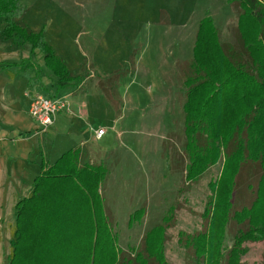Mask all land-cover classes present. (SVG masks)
Masks as SVG:
<instances>
[{"label": "rangeland", "instance_id": "obj_1", "mask_svg": "<svg viewBox=\"0 0 264 264\" xmlns=\"http://www.w3.org/2000/svg\"><path fill=\"white\" fill-rule=\"evenodd\" d=\"M18 1L25 9L22 22L42 32L52 49L64 53L67 48L69 63L81 61L95 81L123 69L127 72H120L112 85L113 108L101 88L82 106L74 103L95 81L58 91L63 96L76 92L61 112L72 126L61 134L49 130L37 135L29 105L36 95L51 97L54 81L44 71L42 56L31 54L29 44L1 36L4 24L0 20V264L9 262L15 206L29 197L42 163H53L70 149L77 141L74 134L89 138L93 126L105 134L100 141L89 143L93 151L80 157L79 166L103 169L99 214L117 250L126 260L132 259L129 264H156L146 257L147 246L160 248L165 264H195L184 240L203 230L202 215L215 198L224 160L222 156L196 179L187 175L183 82L197 29L203 21H210L219 46L246 62L249 70L250 54L258 57L264 52V3L258 8L261 29L254 33L256 41L248 47L252 50L248 54L238 34V16L243 10L237 0ZM242 182L256 190L246 176ZM249 192H243L240 205L252 202L249 196L254 195ZM76 226L89 228L84 231L87 240L92 239L93 225ZM232 244L228 232L224 247L229 250ZM242 248V264H264L263 240L245 242Z\"/></svg>", "mask_w": 264, "mask_h": 264}, {"label": "trees", "instance_id": "obj_2", "mask_svg": "<svg viewBox=\"0 0 264 264\" xmlns=\"http://www.w3.org/2000/svg\"><path fill=\"white\" fill-rule=\"evenodd\" d=\"M237 2L243 10L238 16L239 38L250 54L252 50L248 47L256 41L254 33L261 29L262 14L258 8L264 0ZM24 15L25 9L18 0H0V20L4 24L1 36L21 45L29 44L31 54H40L44 67L57 79V91L71 84L82 85L88 77L84 65L80 73L69 72L43 33L31 30L22 22ZM219 44L210 21H203L197 29L192 61L183 82L186 88L182 106L183 147L190 162L188 177L196 179L222 156L224 159L215 198L202 215L203 230L184 240L195 264H242L241 256L245 252L242 244L264 241V52L258 57L250 54L247 70L246 62L227 54ZM122 71L127 72L123 69L98 81V88L110 101L112 85ZM105 85L109 86L104 88ZM79 162V150H70L50 166L42 163L29 197L15 206L8 264H129L132 261L117 250L107 222L99 214L103 200L98 186L103 169L80 167ZM244 176L256 184L255 191L250 183L244 187ZM247 190L254 198L249 196L252 202L240 205ZM80 223L93 225L92 239L87 240L84 231L89 228L76 226ZM228 232L233 239L229 250L224 247ZM145 255L156 264H165L158 247L147 246Z\"/></svg>", "mask_w": 264, "mask_h": 264}, {"label": "crops", "instance_id": "obj_3", "mask_svg": "<svg viewBox=\"0 0 264 264\" xmlns=\"http://www.w3.org/2000/svg\"><path fill=\"white\" fill-rule=\"evenodd\" d=\"M55 52L57 53V55L62 59V61L64 62V64L66 65V67H67V70L69 71V72H72V73H80V70H81V66H83L84 64L81 62V61H78V63L76 64V65H71L69 62L72 60V59H70L69 58V56L67 55V54H69L70 52L67 50V48H64V53H60L59 52V50H57L56 48H55ZM64 56V57H63ZM68 56V57H67ZM70 67H77V69H70ZM87 67L88 66H86V65H84V68L87 70V72H88V77L83 81V83H82V85H85V83L86 82H88V81H95V76H94V74H91L89 71H88V69H87ZM43 68H44V71L46 72V73H48V75L51 77V79L54 81V83H53V87H54V89L51 91V97H60V96H63V95H60L61 94V92H59L58 93V91H57V88H56V86H55V83L57 82V79L46 69V67H44V65H43ZM92 83V82H91ZM82 85H80V86H82ZM69 87H74L73 89H75V88H77V86H74V85H69V86H67V88H69ZM89 90H87V91H82V92H80L78 95H79V98H77L75 101H74V103L75 104H77V103H79L80 102V104H81V106H82V103L84 102V101H86V99H88L89 98V96H91L90 94L91 93H93L94 91H96V90H98V91H100L99 90V88H98V81H95L93 84H90L89 85ZM66 89V88H65ZM65 89H63V90H65ZM90 92V93H89ZM75 93L76 92H74V93H72V94H69V95H75ZM49 94V93H48ZM104 94V93H103ZM66 95V94H65ZM45 97V96H44ZM48 98H50V97H48ZM106 101L108 102V104H109V106L110 107H112L113 108V104L111 105L110 104V100H108L107 98H106ZM72 125H71V121L68 119V117L67 116H65V114H57V116L55 117V119H54V122H53V124L50 126V128L47 130V132L46 133H48V131L50 130L51 132H53V133H63L66 129H69L70 130V127H71ZM96 128L97 127H95V126H93V130H96ZM99 129V128H98ZM46 133L44 134V135H46ZM74 137H77V141L75 142V143H72V144H74L70 149H68L67 151H70V150H79V152H80V157L81 156H83L85 153L86 154H89L91 151H93L92 150V148L89 146V143L90 142H94L95 140V138H93V134L91 135V133L89 134V138H87V137H85L83 134H81V133H78V134H74L73 135ZM103 138V137H102ZM101 138V139H102ZM100 139V140H101ZM100 140H96V141H100ZM95 141V142H96ZM77 143H78V145H77ZM76 144V145H75ZM67 151H65V152H63L62 154H64V153H66ZM61 154V155H62ZM60 155V156H61ZM59 156V157H60ZM59 157L54 161V162H56L58 159H59ZM83 158V157H82ZM89 160H90V157H89ZM88 160V161H89ZM54 162L53 163H49V161H46V162H44V164L45 165H48V166H50V165H52V164H54ZM91 162V161H90ZM82 164H85V163H83L82 162Z\"/></svg>", "mask_w": 264, "mask_h": 264}, {"label": "built area", "instance_id": "obj_4", "mask_svg": "<svg viewBox=\"0 0 264 264\" xmlns=\"http://www.w3.org/2000/svg\"><path fill=\"white\" fill-rule=\"evenodd\" d=\"M68 97L70 95L55 98L36 95L32 98L28 114L38 126L37 135H44L53 124L57 114L67 109ZM93 134L95 140H100L105 132L102 129H97L94 130Z\"/></svg>", "mask_w": 264, "mask_h": 264}]
</instances>
